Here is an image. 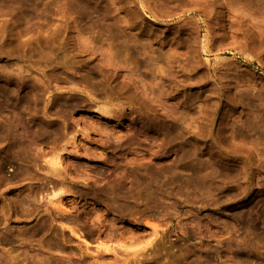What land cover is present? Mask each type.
I'll return each instance as SVG.
<instances>
[{"label":"rangeland","instance_id":"rangeland-1","mask_svg":"<svg viewBox=\"0 0 264 264\" xmlns=\"http://www.w3.org/2000/svg\"><path fill=\"white\" fill-rule=\"evenodd\" d=\"M0 264H264V0H0Z\"/></svg>","mask_w":264,"mask_h":264}]
</instances>
